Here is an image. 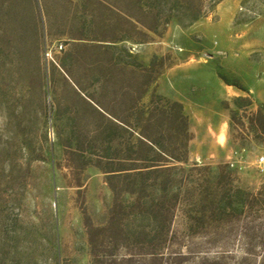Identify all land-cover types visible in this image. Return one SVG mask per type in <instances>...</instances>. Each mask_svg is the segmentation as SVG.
<instances>
[{
	"label": "rangeland",
	"instance_id": "obj_1",
	"mask_svg": "<svg viewBox=\"0 0 264 264\" xmlns=\"http://www.w3.org/2000/svg\"><path fill=\"white\" fill-rule=\"evenodd\" d=\"M260 103L264 0H0V264H151L150 239L130 235L146 230L144 208L118 203L156 202L167 182L180 204L163 262L197 245L240 253L245 218L183 219L224 166L234 187L264 186ZM212 121L227 133L219 151ZM184 142L183 169L144 168Z\"/></svg>",
	"mask_w": 264,
	"mask_h": 264
},
{
	"label": "trees",
	"instance_id": "obj_2",
	"mask_svg": "<svg viewBox=\"0 0 264 264\" xmlns=\"http://www.w3.org/2000/svg\"><path fill=\"white\" fill-rule=\"evenodd\" d=\"M233 103L238 109L244 110V114H246V109L251 107L253 102L249 96L240 95L234 97ZM177 108L180 110L181 106L176 102L170 106L172 111H175ZM180 113L174 115V118L180 120L183 124V135L186 138V123ZM249 120L253 126L258 128V138L264 142V103H260L256 110L250 113ZM143 138L150 144L151 148L153 147L160 151L161 144L159 141L144 135ZM163 153L165 160H151L152 164L144 166V168H149L147 171L154 173H165L183 169L175 164L186 161L187 142H184L181 154L170 155L165 152ZM224 167L217 174L210 176L205 184L201 186L202 189L199 191V196L185 210L183 220L185 221L186 228L190 229L198 224L209 225L212 221L218 223L239 222L242 218H245L244 225L242 226L243 232L239 233V242L242 246L241 252L236 253L230 249L204 251L201 250L202 246L197 245L194 250H187L185 254L174 252L171 255L173 257L172 261L163 262L164 255L162 252H157L156 247L168 241L175 211L180 204V194L171 192L168 189L167 182L157 190L160 196L156 202L151 199L148 201L143 200L142 202L121 200L118 203L121 206L123 203H126L124 205L129 209L133 205L138 208L141 206L144 208L148 221L146 230L131 229L130 235L137 237L143 234L150 239L152 247L155 248L150 254L152 259L151 264H264V186L256 191L234 187L230 182L232 180L231 174L229 171H225L226 167ZM124 170L126 169L105 170L108 184L113 176L118 175L114 174L115 171L120 172ZM141 172V170L137 171L138 174L136 175H141ZM110 189L112 192H115L113 187L110 186ZM167 197L170 199L166 200ZM117 201L114 198V205L116 206L118 205ZM187 256L193 257L189 258ZM179 259L182 261H178Z\"/></svg>",
	"mask_w": 264,
	"mask_h": 264
},
{
	"label": "crops",
	"instance_id": "obj_3",
	"mask_svg": "<svg viewBox=\"0 0 264 264\" xmlns=\"http://www.w3.org/2000/svg\"><path fill=\"white\" fill-rule=\"evenodd\" d=\"M210 124H211V127L210 128H207V133L212 132V134L215 137H217V138L220 136V134L222 135V138L220 140L217 139V142H215V144H214L215 150L216 151H219L220 149L223 148L224 144H226V142H227V133H226V130L222 128V124L219 123L218 121H212ZM202 131L203 130H201L202 136H205V135H203V132ZM207 135L210 136V134H207ZM207 140L209 142H211V139L210 138L207 139ZM214 141H216V140H214Z\"/></svg>",
	"mask_w": 264,
	"mask_h": 264
},
{
	"label": "built area",
	"instance_id": "obj_4",
	"mask_svg": "<svg viewBox=\"0 0 264 264\" xmlns=\"http://www.w3.org/2000/svg\"><path fill=\"white\" fill-rule=\"evenodd\" d=\"M255 162H256L258 171L261 172V173H264V156L261 155V156L257 157V159H256ZM228 164L230 166H233V163L232 162H229Z\"/></svg>",
	"mask_w": 264,
	"mask_h": 264
}]
</instances>
